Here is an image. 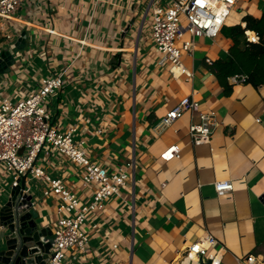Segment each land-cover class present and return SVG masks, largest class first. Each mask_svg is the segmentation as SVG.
Instances as JSON below:
<instances>
[{"label":"crops","instance_id":"0c3cea01","mask_svg":"<svg viewBox=\"0 0 264 264\" xmlns=\"http://www.w3.org/2000/svg\"><path fill=\"white\" fill-rule=\"evenodd\" d=\"M147 0H23L0 30V58L15 64L0 71V95L19 101L46 78L62 75L63 88L47 103L61 132L76 129L92 161L109 171L128 169L131 179L120 197L88 217L90 253H68L65 264H182L189 245L207 235L223 250L221 264L264 262V85H234L227 95L209 66L229 55L233 43L222 32L216 39L187 33L193 43L182 62L191 79L173 78L159 67L150 39ZM262 0H242V10L227 26L246 24V16L264 13ZM146 17V18H145ZM1 24V22H0ZM23 34L25 44L17 47ZM199 103L171 127L157 129L183 98ZM214 113L210 143L196 146L189 127L201 113ZM180 156L161 158L171 147ZM52 178L63 179L87 202L81 170L54 148L38 159ZM234 189L219 196L214 184ZM13 177L0 168V197ZM34 209L44 227L58 220V201L44 198L42 181L27 177ZM117 246V248H114ZM187 264V262L183 263Z\"/></svg>","mask_w":264,"mask_h":264},{"label":"built area","instance_id":"2783aa9c","mask_svg":"<svg viewBox=\"0 0 264 264\" xmlns=\"http://www.w3.org/2000/svg\"><path fill=\"white\" fill-rule=\"evenodd\" d=\"M241 0H147L146 17L150 23V39L159 55V67L169 70L173 78H192L182 62L184 53H190L193 43L184 41L187 33L209 39H216L222 32L231 11ZM23 0H0V30L10 40L7 32L9 21L22 7ZM145 17V18H146ZM248 43H258L260 38L255 32L247 31ZM234 85L244 84L246 77L236 75L230 78ZM63 88L62 75L46 78L38 89L19 101H13L0 95V168L13 177L12 187H17L23 177L42 181L44 198L56 199L59 214L47 264H65L68 253L74 252L85 259L90 253V236L85 223L92 214L105 210L113 198L120 197L128 185L131 175L128 169L118 172L109 171L95 163L85 151L86 141H76V129L61 132L54 125L53 114L47 105L49 98ZM199 103L191 98H183L177 107L167 112L157 129L171 127L183 118L186 112L197 113ZM197 123L189 127V137L199 146L210 143L216 122L214 113H201ZM54 148L62 156L72 161L81 170L84 186L92 189L91 199L81 200L63 179L52 178L41 166L38 159L43 149ZM180 156L178 147H171L161 158L171 161ZM219 196L231 193L234 189L230 181H217L214 184ZM217 241L213 235H207L186 247L182 264H221L223 250L211 252ZM117 248V246H114ZM246 264H255L253 255L247 256ZM91 264V263H90ZM261 264H264L262 262Z\"/></svg>","mask_w":264,"mask_h":264},{"label":"water","instance_id":"95a60500","mask_svg":"<svg viewBox=\"0 0 264 264\" xmlns=\"http://www.w3.org/2000/svg\"><path fill=\"white\" fill-rule=\"evenodd\" d=\"M25 39L23 34L18 48L21 43L25 44ZM13 64L14 57L3 54L0 71ZM26 181L25 176L6 197H0V264H47L49 261L53 231L42 225L40 213L34 209V193Z\"/></svg>","mask_w":264,"mask_h":264},{"label":"trees","instance_id":"16d2710c","mask_svg":"<svg viewBox=\"0 0 264 264\" xmlns=\"http://www.w3.org/2000/svg\"><path fill=\"white\" fill-rule=\"evenodd\" d=\"M242 23L246 24L245 28L242 25L223 28L222 33L233 45L226 59L209 66L227 95L232 92L229 79L236 75L245 76V83L256 89L264 85V13L259 17L246 15ZM247 31L255 32L260 38L259 42L248 43L245 34Z\"/></svg>","mask_w":264,"mask_h":264},{"label":"rangeland","instance_id":"374dc122","mask_svg":"<svg viewBox=\"0 0 264 264\" xmlns=\"http://www.w3.org/2000/svg\"><path fill=\"white\" fill-rule=\"evenodd\" d=\"M241 3H242V0H241ZM262 9L264 10V0H262ZM242 13V10L240 9V8H237L236 7V9H234V10H232L231 11V15H230V17L227 19V22H226V24H225V26L224 27H228L227 25L229 24V23H231L233 20H234V17H235V15L236 14H241ZM2 171L3 172H6V170L5 169H2Z\"/></svg>","mask_w":264,"mask_h":264}]
</instances>
